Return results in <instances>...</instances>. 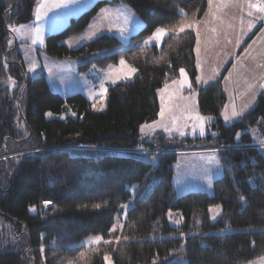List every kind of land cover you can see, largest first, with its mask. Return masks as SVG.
I'll return each mask as SVG.
<instances>
[{"label": "trees", "instance_id": "obj_1", "mask_svg": "<svg viewBox=\"0 0 264 264\" xmlns=\"http://www.w3.org/2000/svg\"><path fill=\"white\" fill-rule=\"evenodd\" d=\"M35 5L36 0H0V83L16 81L0 87V264H252L264 258V89L240 120L223 124L227 68L199 87L196 38L188 31L165 37L160 47L133 46L79 66L84 74L123 60L136 71L132 80L107 89L106 111L95 114L81 94L64 98L43 75L26 78L12 29L32 20ZM206 5L207 0H98L62 32L47 36L42 52L82 60L119 49V40L108 35L76 50L64 44L103 8L125 6L139 17L144 28L132 36L136 43L158 28L200 21ZM181 69L197 94L199 114L214 119L210 129L219 136L179 142L157 133L144 141L139 129L158 118L157 92L179 80ZM250 128L258 129L261 142L245 133L236 146L234 135ZM204 142L218 150L222 175L210 195L177 197V154ZM140 149L157 154V164L140 160ZM216 207L219 217L211 222L209 209ZM170 212L180 226L169 224ZM88 237L102 242L81 246Z\"/></svg>", "mask_w": 264, "mask_h": 264}, {"label": "rangeland", "instance_id": "obj_2", "mask_svg": "<svg viewBox=\"0 0 264 264\" xmlns=\"http://www.w3.org/2000/svg\"><path fill=\"white\" fill-rule=\"evenodd\" d=\"M97 1L36 0L32 20L26 24L14 27L13 29L15 30L12 29V34L14 35L16 49L21 56L27 79H34L43 75L45 78H48L52 92L64 98L81 94L90 102L93 113L104 114L106 111L107 89L119 83L132 80L136 75V71H131L133 68L125 62L124 64L120 62L117 66H110L106 70H100L96 66H93L84 74L78 73L79 66L109 53L125 50L133 46L153 45L160 47L167 33L182 31L181 27L165 30L159 37L154 32L152 35L141 38V40L135 43L131 40L132 36L138 34L144 28L139 17L125 6L117 9L111 8L112 10L99 12L90 21L85 31L77 37L67 39L64 44L69 50H76L102 35H108L119 40L121 43L119 49L96 53L82 60H57L47 57L42 52L45 46V38L49 35L62 32L70 24L71 20L80 17L92 8ZM243 1H247L252 5L264 6V0H207L206 12L194 28V32H196V46L198 41L200 51L202 48V55L200 53L198 59L196 56V84L198 78L197 64L201 65L206 54L209 58L208 72L214 73L219 70L220 64L224 61L227 64L231 62L229 66H226V64L222 66V70L225 66L227 67L225 75L227 79L224 76L226 84L230 82L231 87L229 88L236 85L241 86L242 84L245 86L243 89L230 95V101L226 110L224 112V109L222 110L220 119L225 125L240 120L244 114L249 112L256 105L261 89H264V12L258 11L256 7H251L255 18L259 19L260 23L243 40L244 34L250 30L248 25L236 21L237 9L242 6ZM140 25L141 28L139 29ZM192 25L182 26L183 31L190 29ZM221 26L224 28H221ZM121 29L123 30L122 32ZM258 29L259 34L256 38L250 41L244 48L240 45L241 53L239 56H236V44L241 43L242 40L243 42L246 41L252 32ZM224 41L228 42V45L223 44ZM196 46L195 48L197 49ZM222 46L225 47L224 50H222ZM14 81H3L0 83V87H12ZM187 81L189 83L187 74L184 71L183 73L180 72L178 82H173L174 84L170 83L171 86L167 88L168 90L162 91L161 88L157 92L160 108L158 118L152 124L142 126L139 132L140 136L142 135L144 139H150L151 137L153 139L152 135L155 136V134L161 133L166 135L168 140L176 138L179 142L186 139H203L206 136L214 139L219 136L217 131L210 129V125L214 122V119L203 117L199 114L196 92L190 88V91L186 93V89L190 86H188ZM233 83L236 85H232ZM230 104H232L231 110ZM162 109L163 115H161ZM234 112L236 115H233ZM46 117L52 118L53 115L47 114ZM245 133L251 136L255 144L261 142L258 136V129L250 128L238 131L234 135V144L236 146L240 145L241 136ZM205 144V142L201 143V147L195 150H182L178 152L173 166L175 172L173 185L177 197L190 192H202L210 195L212 193V183L222 175L217 154L218 150L205 146ZM158 147L155 145L156 151ZM143 152L140 149L138 154L135 155L144 162L152 165L157 164V154H144ZM188 163L192 164L188 165ZM187 166H192L199 170L198 178L189 175L186 170ZM44 207L46 208L47 206ZM123 209L122 218L124 219L128 206H125ZM219 212L218 207L209 209L211 222H214L219 217ZM167 220L172 226H180L182 222L178 221L175 213L171 212L167 214ZM120 225V223H117L116 227H120ZM96 238L88 237L80 245L90 246L102 242L101 238L99 241ZM108 264L110 263L108 262Z\"/></svg>", "mask_w": 264, "mask_h": 264}, {"label": "crops", "instance_id": "obj_3", "mask_svg": "<svg viewBox=\"0 0 264 264\" xmlns=\"http://www.w3.org/2000/svg\"><path fill=\"white\" fill-rule=\"evenodd\" d=\"M249 5H250V3L249 2H247V1H243L242 2V6L239 8V9H237V13H236V21L237 22H243V24L244 25H248V27L250 28V30L247 32V33H245L244 34V36H243V40H245V38L251 33V31L260 23V20L259 19H257V18H255V15H254V13H253V9L251 8V7H249ZM124 6H117V7H107V8H103V9H101L99 12H103L104 10H112L111 8H123ZM234 8V7H233ZM98 12V13H99ZM98 15V14H97ZM199 22V21H198ZM198 22H196L195 23V25L193 26H191L190 27V29H185L184 31H182V32H174V31H171L170 33H167L166 35H165V37H167V36H170V35H176V34H181V33H185V32H188V31H191L194 35L196 34V32H194V28L196 27V24L198 23ZM142 24V23H141ZM193 27V28H192ZM141 28V25H140V27H139V29ZM221 28H224L223 26H221ZM227 33V32H226ZM252 34H254V31L252 32ZM252 34L249 36V38L252 36ZM259 34V32H257L256 33V35L253 37V39H255L256 38V36ZM248 38V39H249ZM248 39H246V40H248ZM252 39V40H253ZM243 40H242V42H243ZM251 40V41H252ZM241 42V43H242ZM244 42H246V41H244ZM243 42V43H244ZM241 43H239V44H236V52H235V55L236 56H239V51H240V48H241V46L243 45V43L241 44ZM223 44H226V45H228V42H223ZM241 45V46H240ZM197 49L195 50V53H196V56H197V59H198V57H199V55H200V53H201V55H202V48H201V51H200V47H199V43H198V41H197ZM225 49V47L224 46H222V50H224ZM223 55V54H222ZM208 56L205 54V57L203 58V61H202V63H201V65L200 64H197V70H198V78H197V85L199 86V87H203V86H205V85H207V84H209V83H211V82H213V81H215V80H217L220 76H221V74L225 71L224 69L225 68H227L226 66L227 65H229V64H231V62L230 63H228L227 64V62L226 61H224V62H222L220 65H221V67H219V70H217L216 72H214V73H212V72H208L207 71V67H208ZM226 64V66H225V68L222 70V66L223 65H225ZM226 77V79H227V76H225ZM224 77V78H225ZM180 79V78H179ZM201 79V80H200ZM46 80H47V82H48V84H49V80H48V78L46 77ZM179 80H177V81H175V82H178ZM264 82V81H263ZM171 84H174V83H171ZM171 84H169V85H167V86H165V87H163L162 88V91L163 90H166L169 86H171ZM187 84H188V86H189V83H188V81H187ZM232 85H236L235 83H233ZM229 87H231V84H230V82H228V84H226V80H224L223 79V91H224V94L225 95H227V101H226V105H225V108H224V110H223V112L226 110V107H227V105H228V103H229V101H230V95L232 94V93H235L236 91H239V90H241V89H243L245 86H243V84L241 85V86H238V85H236L235 87H232V88H229ZM229 88V89H228ZM190 89V86H189V88H187L186 89V93L188 92V91H190L189 90ZM168 90V89H167ZM263 90L261 89V91H260V93H259V95L261 94V92H262ZM169 93H171V92H169ZM232 109V104H230V110ZM160 111V110H159ZM140 130H141V128L139 129V132H140ZM152 136H154V135H152ZM141 138L144 140V141H150L151 142V139H152V137L150 138V139H144L143 138V136L141 135ZM190 164H192V163H188V165H190ZM186 165V164H185ZM186 170H187V172L189 173V175L190 176H195L196 178H198V173H199V170L198 169H196V168H194V167H192V166H187V168H186ZM252 264H264V258H262V259H260V260H258V261H256V262H254V263H252Z\"/></svg>", "mask_w": 264, "mask_h": 264}, {"label": "snow or ice", "instance_id": "obj_4", "mask_svg": "<svg viewBox=\"0 0 264 264\" xmlns=\"http://www.w3.org/2000/svg\"><path fill=\"white\" fill-rule=\"evenodd\" d=\"M249 7H256L258 11H260V12H264V6H262V5H252V4H250ZM13 30H15V29H13ZM122 31H123V30L121 29V32H122ZM164 31H165V30H164L163 28H158V29H156V33H155V35H156L157 37H159L161 34L164 33ZM181 31H183V27H181ZM121 64H124V61H123V60H121ZM131 71L134 72L135 69H131ZM181 72L183 73V70H182V69H181ZM48 115H51V113H48ZM161 115H163V109L161 110ZM233 115H236V113L234 112ZM226 119H227V117H226ZM240 199L243 200L244 197L241 196ZM46 203H47V202H46ZM96 207H99V205H97ZM33 210H34V209H33ZM96 239H97V241H99L100 238L97 237ZM105 259H108V257L106 256Z\"/></svg>", "mask_w": 264, "mask_h": 264}, {"label": "clouds", "instance_id": "obj_5", "mask_svg": "<svg viewBox=\"0 0 264 264\" xmlns=\"http://www.w3.org/2000/svg\"><path fill=\"white\" fill-rule=\"evenodd\" d=\"M256 148H258V147H256ZM150 152H153V151H150Z\"/></svg>", "mask_w": 264, "mask_h": 264}]
</instances>
